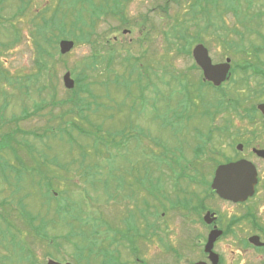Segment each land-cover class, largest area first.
<instances>
[{"label": "rangeland", "instance_id": "obj_1", "mask_svg": "<svg viewBox=\"0 0 264 264\" xmlns=\"http://www.w3.org/2000/svg\"><path fill=\"white\" fill-rule=\"evenodd\" d=\"M24 4L28 6L22 11ZM85 7L84 0H0V214L6 215L0 222L16 232L23 222L16 226L9 219L24 218L27 208L34 223L40 224L37 257L43 253L42 245L49 243V235L60 232L56 230L77 213L86 212L84 219H91L96 210H113L104 198L111 195L112 179L108 130L112 116L130 114L131 79L125 75L129 65L133 83L139 76L140 88L149 82V89H162L168 107L187 98L177 74L191 73L190 52L194 56L198 44L209 49L216 61L230 57L240 67L264 68V0L250 5L246 0H130L123 18L108 9L97 13L90 28L93 43L82 40L81 28L71 23L72 18L78 17L80 23L89 18ZM43 19L59 28H45L51 68L34 82L29 75L40 71L32 33L37 34ZM191 26L206 33L204 41L186 53L178 36L186 29L190 37ZM115 35L123 40H114ZM63 39L74 40L66 53L60 49ZM95 49L104 60L93 67L90 57ZM115 51L117 58L109 63L106 59ZM126 56L132 59L128 66ZM67 71L75 79L73 88L63 80ZM247 77L246 87L256 82L255 77ZM31 164L37 171H30ZM39 218L44 219L43 225ZM14 242L10 233L0 229V264H17Z\"/></svg>", "mask_w": 264, "mask_h": 264}, {"label": "flooded vegetation", "instance_id": "obj_2", "mask_svg": "<svg viewBox=\"0 0 264 264\" xmlns=\"http://www.w3.org/2000/svg\"><path fill=\"white\" fill-rule=\"evenodd\" d=\"M185 30L178 37L187 53L206 32L191 26L187 37ZM190 56V76L177 74L187 98L175 107H168L162 89H149V82L140 88L139 76L134 84L132 59L124 58L130 114L112 116L108 130L112 179L104 198L113 210H96L91 219L75 214L49 235L38 257L40 224L27 208L24 218L9 219L16 226L23 222L16 232L0 222L15 240L17 264H264V68L240 67L231 59L227 78L216 85ZM101 59L100 52L98 66ZM248 75L256 82L246 87ZM245 161L256 168L254 193L243 200L221 196L213 187L218 169Z\"/></svg>", "mask_w": 264, "mask_h": 264}, {"label": "water", "instance_id": "obj_3", "mask_svg": "<svg viewBox=\"0 0 264 264\" xmlns=\"http://www.w3.org/2000/svg\"><path fill=\"white\" fill-rule=\"evenodd\" d=\"M73 46L74 40L63 39L60 42L62 53L70 51ZM194 57L203 68L205 79L219 85L227 78L231 68L230 58H227L223 63L213 64L208 49L203 44L196 45ZM63 80L68 88L75 86V79L72 77L70 71L64 74ZM259 106L264 111V103ZM256 182L257 172L255 166L251 162L245 161L219 168L213 187L223 197L233 200H243L254 193ZM48 264L60 263L51 260Z\"/></svg>", "mask_w": 264, "mask_h": 264}, {"label": "trees", "instance_id": "obj_4", "mask_svg": "<svg viewBox=\"0 0 264 264\" xmlns=\"http://www.w3.org/2000/svg\"><path fill=\"white\" fill-rule=\"evenodd\" d=\"M129 1L130 0H84V2L87 4V7H85V9L87 11H89V18L87 20L83 21L82 23H80V19L78 20V17L72 18L71 23L74 24V27L81 28L82 36H80V38L82 40L86 39L85 42L93 43V40L90 39V37L92 36V33L90 34V28H93L92 27L94 25L93 22L96 20V17L99 15L97 13L108 9V12L113 13L114 17L121 15V17L123 18L125 8L128 5ZM253 1L254 0H251V1L246 0V5H250ZM89 3H90V5H88ZM230 4H233V3H230ZM230 4L227 5V7L225 8L226 10L227 9L229 10ZM27 6H28V4H24L22 7V11ZM239 10L240 9L236 8L234 11L239 12ZM42 21H43V23L41 22L42 25L38 26V28H37V34L34 35L32 33V37H33V43L32 44L34 46L35 55H36L35 59H36V63L37 64L39 63V71H40L39 74L29 75L30 79H32V78L35 79L34 82H38L40 80L39 76L43 73L44 70L46 72H48L49 68H51V64H49L48 62H49V59H52L53 57H52V52L50 51L49 44H47L49 38L44 35L45 32L47 31V30H45V28H47V27L50 28L51 26L52 27H58L54 22H53L54 24L50 23V25H49V22L47 19H43ZM245 21L247 22L248 20H245ZM86 27H87V30L85 31ZM94 51L95 52H93V54L90 57V59L93 60V63L90 65H93V67L98 62V55L96 54V49ZM108 58H110V59H106V60L110 63L112 61V57L110 56ZM82 70H84V67H81V71ZM81 71L77 75V80L79 82L81 81V77H82L80 75Z\"/></svg>", "mask_w": 264, "mask_h": 264}]
</instances>
